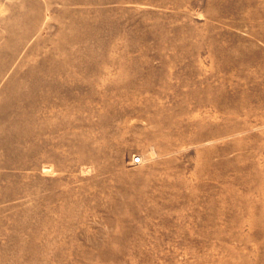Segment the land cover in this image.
<instances>
[{"label":"rangeland","instance_id":"obj_1","mask_svg":"<svg viewBox=\"0 0 264 264\" xmlns=\"http://www.w3.org/2000/svg\"><path fill=\"white\" fill-rule=\"evenodd\" d=\"M0 264H264V0H0Z\"/></svg>","mask_w":264,"mask_h":264},{"label":"built area","instance_id":"obj_2","mask_svg":"<svg viewBox=\"0 0 264 264\" xmlns=\"http://www.w3.org/2000/svg\"><path fill=\"white\" fill-rule=\"evenodd\" d=\"M140 160H141L140 156H134V157L132 158L131 162H132L133 164H137V163L140 162Z\"/></svg>","mask_w":264,"mask_h":264}]
</instances>
